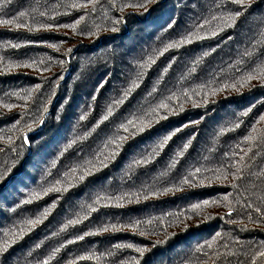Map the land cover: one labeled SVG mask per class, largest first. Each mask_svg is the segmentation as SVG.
<instances>
[{"label": "trees", "instance_id": "trees-1", "mask_svg": "<svg viewBox=\"0 0 264 264\" xmlns=\"http://www.w3.org/2000/svg\"><path fill=\"white\" fill-rule=\"evenodd\" d=\"M0 264H264V0H0Z\"/></svg>", "mask_w": 264, "mask_h": 264}, {"label": "snow or ice", "instance_id": "snow-or-ice-1", "mask_svg": "<svg viewBox=\"0 0 264 264\" xmlns=\"http://www.w3.org/2000/svg\"><path fill=\"white\" fill-rule=\"evenodd\" d=\"M237 2H238V3H243L244 0H237ZM236 15H237V16H240L241 14H240V12H237Z\"/></svg>", "mask_w": 264, "mask_h": 264}]
</instances>
